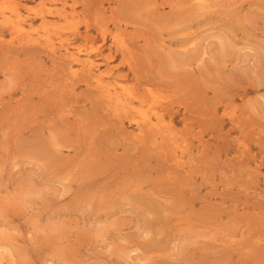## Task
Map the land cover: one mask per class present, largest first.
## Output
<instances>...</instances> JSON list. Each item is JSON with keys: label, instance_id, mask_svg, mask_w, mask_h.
Returning <instances> with one entry per match:
<instances>
[{"label": "rangeland", "instance_id": "obj_1", "mask_svg": "<svg viewBox=\"0 0 264 264\" xmlns=\"http://www.w3.org/2000/svg\"><path fill=\"white\" fill-rule=\"evenodd\" d=\"M0 264H264V0H0Z\"/></svg>", "mask_w": 264, "mask_h": 264}, {"label": "bare ground", "instance_id": "obj_2", "mask_svg": "<svg viewBox=\"0 0 264 264\" xmlns=\"http://www.w3.org/2000/svg\"><path fill=\"white\" fill-rule=\"evenodd\" d=\"M89 65V64H88ZM94 67V66H93ZM89 68H91V66L89 67Z\"/></svg>", "mask_w": 264, "mask_h": 264}]
</instances>
